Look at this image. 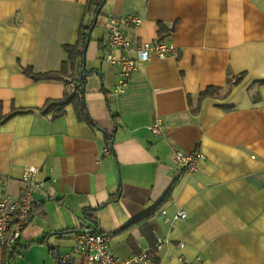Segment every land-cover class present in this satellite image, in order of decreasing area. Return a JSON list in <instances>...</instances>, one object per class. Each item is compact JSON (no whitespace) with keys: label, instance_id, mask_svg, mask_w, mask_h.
<instances>
[{"label":"crops","instance_id":"1","mask_svg":"<svg viewBox=\"0 0 264 264\" xmlns=\"http://www.w3.org/2000/svg\"><path fill=\"white\" fill-rule=\"evenodd\" d=\"M88 2L0 0V198L19 194L31 167L46 181L10 264H60L50 246L68 253L85 226L108 234V249L122 258L149 246L157 264H179V256L264 264V0H105L85 59L92 123L73 104L55 117L43 110L72 90L74 74L37 81L24 72L61 69L64 45L93 20ZM129 14L141 18L129 28L134 44L171 42L179 55L136 61L117 93V69L104 60L107 26ZM208 87L219 90L200 100ZM155 119L158 134L148 128ZM176 150L205 159L181 174ZM161 210L186 217L169 225ZM70 263L82 264L77 256Z\"/></svg>","mask_w":264,"mask_h":264},{"label":"built area","instance_id":"2","mask_svg":"<svg viewBox=\"0 0 264 264\" xmlns=\"http://www.w3.org/2000/svg\"><path fill=\"white\" fill-rule=\"evenodd\" d=\"M108 22L104 60L117 69L114 92L125 91L131 74L136 69V61H147L151 55L161 59L179 55L178 48L171 42L155 40L134 44L130 39L129 28L141 22V18L136 15L129 14L123 17L113 15ZM148 128L153 134H158L162 132L163 125L159 119H155ZM109 152L107 145L103 153ZM203 155L200 151L184 153L176 150L174 157L177 171L181 174L197 171L205 159ZM21 182L22 189L19 194H5L0 198V246L8 251L16 250L22 230L30 223L36 210L34 193L42 190L46 184L45 180L40 179L37 167L26 169L22 174ZM160 214L169 225L174 224L175 220L186 217L183 210L177 211L173 217L167 216L164 210H161ZM109 240L108 234L98 233L85 226L74 233L71 250L60 256V264L69 263L71 258L76 256L80 258L82 264H157L151 247H144L137 254L122 258L108 249ZM161 242L162 239L158 238L156 248L160 247ZM177 259L179 264H192L183 256Z\"/></svg>","mask_w":264,"mask_h":264},{"label":"trees","instance_id":"3","mask_svg":"<svg viewBox=\"0 0 264 264\" xmlns=\"http://www.w3.org/2000/svg\"><path fill=\"white\" fill-rule=\"evenodd\" d=\"M88 1H89L88 5H87L88 9L93 10V13H95L96 9L101 5V2L103 0H88ZM100 13H101V10H100L99 14ZM90 25L80 27L81 37L74 44L64 45V50L68 54V59L62 63L61 69L59 71H53V72H49V73L38 74V73L32 72V70L29 68L24 69V72L26 74H28L34 80H37V81L38 80L63 79L64 77H69L72 74L75 75L74 81L72 83L73 84L72 90H67L65 92V94L60 99H49L46 101L43 110H44V112H50L52 114V117L63 114L65 112V107L68 104H73L76 112L82 113L83 115H85L86 119L89 120L90 123H92V120H90L87 117L86 109H85V105H84V101H83V93H84L83 85L85 83L86 77L80 76V70H81L80 67H82V56H81L82 55V48H83L84 42L86 40L87 31H88V28L90 27ZM89 74L90 73L86 72V76ZM238 80H239V78L234 80L231 84L235 85L238 82ZM261 82H264V80H262ZM79 84H81L80 87H79ZM218 90H219V88H217V87H211V88L208 87L206 90L200 92L199 99L201 100V99L205 98L206 96L214 95L218 92ZM110 143H111V137H109L106 134V145L109 146ZM163 200L154 204L146 212H144L142 215H140V217L138 219L133 220L130 224L136 223L139 220L148 219L149 216L153 215V213L155 212L157 207L160 206V204L162 203ZM89 211H92V210H89ZM83 214H85V217L87 219L92 220L94 223L96 222L93 213L87 212V210H86L85 213H83ZM50 252L52 253L53 257L58 261V263H60V256L61 255H59V253L55 250L54 247L50 246ZM13 257H14L13 251H8L6 249L4 254H3L1 264H10V260ZM66 264H71V263L69 262Z\"/></svg>","mask_w":264,"mask_h":264},{"label":"water","instance_id":"4","mask_svg":"<svg viewBox=\"0 0 264 264\" xmlns=\"http://www.w3.org/2000/svg\"><path fill=\"white\" fill-rule=\"evenodd\" d=\"M104 1L103 0L101 2V5L96 9L95 13H94V16H93V20H92V23L90 25V27L88 28V31H87V37H86V40L84 42V45H83V48H82V67L81 70H80V76H84L86 77V62H85V59H86V50H87V46H88V43H89V40L91 38V32L94 28V26L96 25V22H97V18H98V15H99V12L104 4Z\"/></svg>","mask_w":264,"mask_h":264},{"label":"rangeland","instance_id":"5","mask_svg":"<svg viewBox=\"0 0 264 264\" xmlns=\"http://www.w3.org/2000/svg\"><path fill=\"white\" fill-rule=\"evenodd\" d=\"M89 23V22H88ZM86 62V61H85Z\"/></svg>","mask_w":264,"mask_h":264}]
</instances>
